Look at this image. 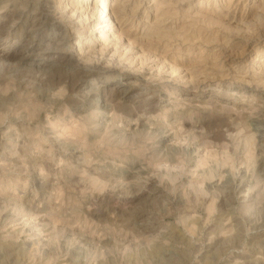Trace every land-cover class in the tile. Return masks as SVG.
<instances>
[{
    "label": "rangeland",
    "instance_id": "1",
    "mask_svg": "<svg viewBox=\"0 0 264 264\" xmlns=\"http://www.w3.org/2000/svg\"><path fill=\"white\" fill-rule=\"evenodd\" d=\"M80 1L0 2V264H264V38L185 12L114 57Z\"/></svg>",
    "mask_w": 264,
    "mask_h": 264
},
{
    "label": "bare ground",
    "instance_id": "2",
    "mask_svg": "<svg viewBox=\"0 0 264 264\" xmlns=\"http://www.w3.org/2000/svg\"><path fill=\"white\" fill-rule=\"evenodd\" d=\"M3 1L5 0H0L1 3ZM213 1H214L213 4H211L209 0H82L80 1V3H72L73 5L72 10H74V13L72 17L70 16V19L72 18L73 21L77 20L78 27L80 26L81 29L87 31L91 35L100 34V38L98 40L96 38V41L100 43L101 41L99 40H105V43L103 44L104 47L102 53L105 54L107 52L113 51L114 57L125 56L127 58V56H129L131 53H134L135 52L134 49H136L134 46L135 43H133L134 41L131 42V40L139 39L140 41L141 40L146 41L147 39L151 40L152 38L171 40L174 36L173 37L168 36V34L163 36L164 30H170V28L177 29L176 27H178L176 26L178 25V22L175 21L168 24V22L173 19L171 18V16L179 15L180 13L182 14L185 12L187 14L197 12L200 15L204 13L208 15L209 13L213 18L223 19L225 22H228L229 24H235V25L240 24L242 26H245L246 28H249L248 30H249L250 40L247 42L245 48L250 49L251 52H256L257 49H256V45L254 46L253 40L257 39L260 42L261 39L264 38V0H227L225 2L224 1L221 2L218 0H213ZM39 19L41 20V17ZM135 20H138V26L141 25V28L143 27V31H137V30L135 31L134 29L135 27L133 26V22L135 23ZM39 25H41V22H39ZM1 34H2V29L0 28V37ZM114 43H116V47H114ZM145 46L143 47V49H148L152 51L153 46L152 47H150L149 45H145ZM24 54H25V50L24 51L18 50L13 53H9L7 57H9L10 59L12 58L13 60L14 59L16 60L18 58L20 59V57H22V59L25 60L27 57H25ZM4 56H6V51H0V58H3ZM154 56H156L157 59L159 58L160 55L156 54ZM50 58H52L51 60H53V62L54 60L55 61L57 60L58 64L60 63V65L61 62L67 60L62 55L51 56ZM253 61L252 63L260 62L257 60L256 62ZM48 62H52V61L42 60L41 62H39V64L37 63V65L38 67L44 68L46 65H48L47 64ZM98 65H100V62L98 63ZM260 65L263 71L262 73H264V64L263 65L260 64ZM180 70H181L180 66L174 63V66H172L173 73L175 72L177 74L179 73ZM40 71L43 72L42 69H37V73H41ZM29 75L33 76V74H29ZM167 75L169 76V74ZM89 88L91 92L102 90L100 92L103 95L104 100L106 102L110 98L114 97L117 93L120 94L121 91L119 89H108V90L98 89L94 85H90ZM252 139L251 141L253 142ZM154 193H155V189L154 192L144 191L143 193H141V195L152 197ZM140 197L141 196H138L134 198V200L139 199ZM110 198L111 197H109L108 199Z\"/></svg>",
    "mask_w": 264,
    "mask_h": 264
}]
</instances>
